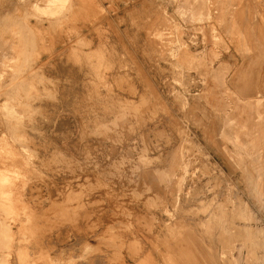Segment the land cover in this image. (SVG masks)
Masks as SVG:
<instances>
[{
	"label": "rangeland",
	"instance_id": "1",
	"mask_svg": "<svg viewBox=\"0 0 264 264\" xmlns=\"http://www.w3.org/2000/svg\"><path fill=\"white\" fill-rule=\"evenodd\" d=\"M86 263L264 264V0H0V264Z\"/></svg>",
	"mask_w": 264,
	"mask_h": 264
},
{
	"label": "bare ground",
	"instance_id": "2",
	"mask_svg": "<svg viewBox=\"0 0 264 264\" xmlns=\"http://www.w3.org/2000/svg\"><path fill=\"white\" fill-rule=\"evenodd\" d=\"M137 2V1H136ZM87 4V3H86ZM90 12V11H89ZM79 19V18H78ZM77 19V20H78ZM93 27V26H92ZM108 34V33H107ZM60 36V35H59ZM131 47V46H130ZM54 55H52V57H53ZM51 57V58H52ZM138 58V57H137ZM65 66V65H64ZM53 70V69H52ZM47 104V103H46ZM56 105V104H55ZM162 126V125H161ZM59 135H61V134H59ZM154 137V136H153ZM64 138V137H63ZM69 144H71V143H69ZM70 148V147H69ZM64 150V149H63ZM78 152V151H77ZM74 157V156H73ZM30 169V168H29ZM34 170V169H33ZM37 172V171H36ZM52 174V173H51ZM53 174H54V172H53ZM65 175V174H64ZM78 176V175H77ZM137 177V176H136ZM42 178V177H41ZM58 179V178H57ZM62 179V178H61ZM74 180V179H73ZM77 181V180H76ZM26 186V185H25ZM35 191V190H34ZM31 194V193H30ZM109 194V193H108ZM27 197H29V196H27ZM85 205V204H84ZM85 207V206H84ZM82 226V225H81ZM68 232V231H67ZM80 240V239H79ZM60 241V240H59ZM77 242V241H76ZM78 243V242H77ZM74 244V243H73ZM38 249V248H37ZM64 250H65V248H64ZM30 254V253H29ZM80 263H82V262H80ZM87 264V263H86Z\"/></svg>",
	"mask_w": 264,
	"mask_h": 264
}]
</instances>
